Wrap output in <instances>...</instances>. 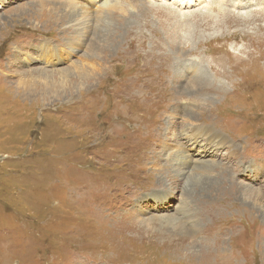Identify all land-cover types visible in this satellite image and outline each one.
Masks as SVG:
<instances>
[{
	"label": "rangeland",
	"instance_id": "374dc122",
	"mask_svg": "<svg viewBox=\"0 0 264 264\" xmlns=\"http://www.w3.org/2000/svg\"><path fill=\"white\" fill-rule=\"evenodd\" d=\"M190 1L0 0V264H41L27 250L35 235L58 264H93L67 261L72 245L109 264H264V53L238 65L249 76L243 85L232 69L264 50V0ZM151 63L171 67L160 87L176 96L204 77H191L199 68L223 90H190L202 94L199 110L182 94L181 106L157 112L162 133L143 165L155 182L143 184L115 127L143 118L144 106L134 105L135 89L130 99L121 93L118 78L151 72ZM184 133L225 142L211 156L218 168L191 155ZM182 155L198 160L180 174ZM157 194H169L168 211L151 207Z\"/></svg>",
	"mask_w": 264,
	"mask_h": 264
},
{
	"label": "bare ground",
	"instance_id": "6f19581e",
	"mask_svg": "<svg viewBox=\"0 0 264 264\" xmlns=\"http://www.w3.org/2000/svg\"><path fill=\"white\" fill-rule=\"evenodd\" d=\"M91 1L96 2V0H89V2L87 4H91L90 3ZM98 1L99 0H97V2ZM173 1L181 2L182 4H180V5L184 6V7H186L188 5H191L193 3L190 0H173ZM227 2L230 3L233 6V8L234 7L241 8V7L244 6V5H242L243 3H236L234 0H227ZM99 5L103 8L104 6H107L108 3H107V1L106 2L104 1V2H101ZM99 5L97 7H99ZM85 8H88L87 5H86ZM217 8H218V10L220 9V7H217ZM221 15L225 19H229V20H243V19L247 18V17H243L240 14H236V15L231 16L228 12H225V11H223V13ZM72 18L73 17H71V19ZM69 19H70V16H69ZM230 37H237L238 38L239 35L233 34ZM237 38H231V39H237ZM261 42L264 45V39ZM263 53H264V50L259 54V56L257 58H254L252 56H248L247 57L248 59L246 58L244 61L238 62L235 65L233 64L234 66L232 67V69L235 71L238 68L239 74L242 77H244V78H242L243 81H242V79L240 81L241 85H243L245 83V79L247 78L248 75H245L244 71H243L244 69H242V67H239L238 65H241L242 63H244V64H246V63H250L251 64L252 63L253 64L256 60H259L262 57ZM256 62H258V61H256ZM151 68H152L151 72H147L145 70L144 71H136L129 78H125L124 79L123 76L118 78L120 86H122V89L120 88L121 93L122 94L126 93L127 94V99H130L131 98V90L135 89L139 100L137 102H135L134 105L137 106V107L140 106V105L144 106L145 115H143L144 116L143 118H141L140 120H137L138 118L136 117L137 119H134L133 122L129 123V120L128 119L125 120L124 119L125 117H123V121L121 119V122L117 123L118 128L115 127L116 129H118V131L121 134V140L123 141V144H126V148H125L124 146H122V144L117 142V144L121 147L122 154L124 156L128 157V160H129L130 164H136V167H134V168H135V171L138 173V175L134 176V181L137 180L138 178H140L143 184H144L143 180H146V181L150 180V181H154L155 182V180H153L151 175L150 176H146L145 175L146 168H144L143 165L146 164L145 162H146V160L148 158V155L152 152L151 149H150V146L155 141H157L159 139V137H160V135L162 133V132H160V129H159L160 127L158 125V120H157L158 113L157 112L162 107H164L163 111H166V109L170 105L178 104V105L181 106L183 103L182 102L180 103L178 100L183 98V97L179 96V95H182V94H184V96H188L189 97V99H190L189 105L191 106V110L192 111L193 110H199L202 107V104L198 102V99H200V96L202 94L201 93H197V94H194L195 96L194 95L190 96L191 95L190 93L192 91L197 92L198 90H196V89H199V90L203 89L204 91L201 90V92L205 93L206 91L207 92H212V91L216 92V91H222L223 90V89L219 90V89H217V87L216 88L212 87V82H211L210 78L208 77L209 73L207 71L201 70V68H199L196 72H194V74L191 77L196 75L198 72L202 73L204 75V77L200 78V76H202V75H200L198 77V79H196L195 81L187 83L183 87L182 92L179 93L176 96V95H174L175 93L173 92L172 88H171V92H167L169 90L168 86L166 88L165 87L164 88L160 87L161 84L165 85V81H166L165 75L169 71H171V74H172L171 77L174 76L173 75L174 73L171 70V67L168 68L169 71H167V72H165V71L164 72H158L156 67H155V65H153L151 63ZM93 69H94V67H93ZM121 72H120V75H122ZM213 72H214V74L215 73L218 74L219 69H213ZM95 75H97V72H96V74L92 75V78H94L93 76H95ZM177 76L179 77V75L176 74L175 78ZM113 80L114 79L111 76H106L103 79V83H105L104 85H106V87L108 88L109 85L112 86L115 83ZM181 81H183L182 78H179L178 80L175 79V86H173V87L174 88L176 87V90H177V85ZM240 82H238V83L234 82L233 84H234L235 87H237L240 84ZM218 84H216V85H218ZM154 85H157V86L155 87ZM221 87L224 88V86L222 84H221ZM118 90H119V88H118ZM190 90H192V91H190ZM135 91H134V93H135ZM172 92H173V94H171ZM171 101L173 103H170ZM205 102H206V99H205ZM183 108L188 109L190 107L185 104V105H183ZM214 111H215V109H214ZM174 124H175V122H174ZM133 125L135 126V129L133 128ZM127 132L132 133L133 136H132L131 139L123 140L122 139V135L125 134V133L127 134ZM183 136L189 142L188 143L189 147H188L187 150L191 152V155L195 154V156H198V159H200L202 161H209V162H204L205 166L214 167V168L217 167L218 168V164L217 163H215V162L212 163L211 156L213 154H215L214 151H217L219 148L223 147L224 145L226 146V144H225V142L223 140H221L218 137H216V138L215 137H211V135H209V134L198 135L197 133H191V134H188V133L185 134L184 133ZM127 138H129V137H127ZM133 139H135V141H133ZM155 158L158 159V156H154L153 160H155ZM180 158H179V161H180L181 164L179 163L180 165H176V168L174 167L175 168L174 170L181 169V173L180 174L183 173V169L185 168V166L189 165V163H191L193 161L198 160V159H191L190 156H188V155H182ZM132 160H134V163H133ZM149 160H151V159L149 158ZM153 160L150 162V165H151V163L154 162ZM205 166H203V167H205ZM130 167H133V166H130ZM171 168H172V166H163L162 167V172H164V173L168 172V174L170 175V172L172 171ZM199 168H201V167H199V166L196 167V169H199ZM171 173H173V172H171ZM180 174H175L174 176L178 177V176H180ZM170 178L173 179V176L170 177ZM131 182H130L129 185L128 184L126 185L128 187L127 191H130L131 189H133L135 187V186H132ZM142 183L133 182V184H136L138 186H142L143 185ZM176 184L177 183H174V184H171V185H176ZM160 185L161 184H157L156 186H160ZM168 187H171V186H168ZM169 190H170V192H171V190H173V192H177L176 190H174L172 188H169ZM157 195H159V194H157ZM168 195H159V199H157V202L153 203V206H151V207L153 209H155L156 211H160V210L161 211H165V210L168 211L169 210L168 207H170V205H171V204H167V202L170 201V198L168 197ZM145 197H147V195L143 196V198H145ZM172 197H173V195L171 196V198ZM218 204H220V201H219ZM115 221L117 223L116 224L117 226H122V227H129L130 226V224H128L127 221H123V219L118 218V219H115ZM25 232L26 231H24V233ZM54 233L59 235V240L58 241L64 240V238L66 237V234H67L66 231H60V230H58V231H56ZM11 234H14V232H11ZM14 238L18 241V243H20V239L17 236H15ZM14 238H13V240H14ZM31 239H32L31 241H28L27 250L28 251L32 250V252H36L38 254V259L41 258L40 259L41 260V264H43V262H44V260L42 259L43 256H44L43 252L49 247V244H45L44 245V242H42L43 240L42 241L39 240V238L36 235L33 238H31ZM163 243H166V242H163ZM68 245H69V243H68ZM91 245H93V244H91ZM19 246L22 248L21 245H19ZM62 248L65 249L66 245H63ZM70 248H71V251L69 250L70 253L68 255L69 258L66 259L67 261H75L76 260V262H79V261H81L83 259L84 260L88 259L93 264H109L108 261H106L107 258L105 256H104L105 258H103L100 255H92V254H90L89 257L85 258L88 255L89 252H83L82 250H80L82 247L81 248H77L76 246L72 245V247H70ZM14 249H16V248H14ZM68 249H69V247H68ZM167 250L168 249L162 251V253H164V256L167 255L166 254ZM10 253H12V252H10ZM45 255H46V257H45V260H46L45 262L46 263L45 264H58V263H60L58 261H55L51 257V255L48 253L47 250L45 252ZM62 257H63V255H62ZM55 259H57V258H55ZM69 264H71V263H69Z\"/></svg>",
	"mask_w": 264,
	"mask_h": 264
}]
</instances>
